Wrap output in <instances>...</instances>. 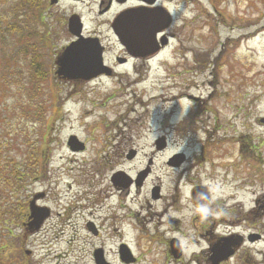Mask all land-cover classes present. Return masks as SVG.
I'll use <instances>...</instances> for the list:
<instances>
[{
	"label": "rangeland",
	"instance_id": "374dc122",
	"mask_svg": "<svg viewBox=\"0 0 264 264\" xmlns=\"http://www.w3.org/2000/svg\"><path fill=\"white\" fill-rule=\"evenodd\" d=\"M39 1L29 22L36 36L28 40L40 48L48 72L42 126L30 118L35 111L21 92L27 67L15 59L4 61L9 82L0 88L1 161L5 178L16 171L18 181L10 187L0 183V260L94 264L93 251L101 249L108 264H125L118 257L125 245L135 260L127 264H193L188 258L197 250L193 242L225 229L214 224L219 215L208 214L207 207L200 211L187 204L190 189L199 183L214 186L209 206L219 207V199L229 214L242 218L232 230L244 243L225 264L239 259L264 264V209H259L264 204V125L259 122L264 118V31L256 32L264 28V0H159L171 17L164 32L167 46L122 67L114 63L120 50L110 30L115 9L97 17L98 0H60L55 8ZM35 2L0 0L1 17L21 23ZM68 12L80 14L83 36H95L106 46L103 60L115 67L114 78L56 77L57 57L73 40ZM245 35L253 36L227 44ZM11 40L0 47H13ZM199 55L217 61L196 63ZM71 136L83 151L69 150ZM157 141L164 146L157 148ZM131 151L135 158L126 160ZM175 156L184 163L169 166ZM147 167L139 188L112 187L116 171L136 181ZM155 188L159 197L152 200ZM35 193L45 194L42 205L54 217L30 232L25 216ZM87 223L98 237L87 231ZM248 235L259 239L247 244ZM170 238L182 247L183 262L170 259Z\"/></svg>",
	"mask_w": 264,
	"mask_h": 264
},
{
	"label": "flooded vegetation",
	"instance_id": "af4514ba",
	"mask_svg": "<svg viewBox=\"0 0 264 264\" xmlns=\"http://www.w3.org/2000/svg\"><path fill=\"white\" fill-rule=\"evenodd\" d=\"M70 3H76L78 1H82V0H68ZM159 0H154V3L152 5H149L146 3V0H98L97 1V7H96V11L95 14L97 17H102V16H106L109 15L112 10L115 9L114 11V16L112 17V20L110 22V30L112 33V37L114 39L115 45L114 47H119V55H116L114 57V63L115 65H117L118 67H122L127 65L130 61H135V60H145L148 59V57H150L151 55L157 53H150L147 55H143V52H141V54L139 56H133L131 54H129L128 50L126 49V47L124 45H122L119 41V39L116 37L113 29H112V24L119 19L122 14L127 13V12H131V11H135V10H139L140 12H145V10L147 9H155V8H162L161 5L158 4ZM46 2V0H45ZM48 5L50 7H59L61 1L60 0H48ZM65 17H67V21L70 18H80V14L77 12H68V15H66ZM167 38V42H168V36L164 33H157V35L155 36V47H157V44L160 43L161 39L163 37ZM91 37H95V36H91ZM102 45V44H101ZM102 47H106L103 46ZM106 50L105 48H103V59L105 56ZM143 55V56H141ZM119 60H124V63H120ZM105 64V63H104ZM108 67V75L102 74L98 77H96L94 80L96 79H100V78H114L116 76V69L113 66H107ZM84 149V148H83ZM82 149V151H83ZM133 153V157L135 158L136 156V152L135 151H131L129 152V154L125 157V159H130L128 158V156H130V154ZM182 164L184 163L185 159L183 160L182 158ZM149 164H151V161H149ZM149 171L150 169L147 167L145 169V171ZM116 177V178H115ZM113 178L114 181H113ZM125 176L124 172L122 171H116L115 173H113V175L110 178V182L112 187L114 186V188L117 189V191L119 190H129L131 188H139L145 181L146 178H144L142 181L140 182H136V181H131L130 178H128ZM203 188V189H202ZM200 189V190H199ZM214 186H209L206 187L204 185L201 184H194L192 186V188L189 191V195H188V201L187 204L189 203L194 209L196 210H202L204 208H208L212 210L213 214H217L219 215V220H217L214 224L215 225H220L225 227V229L223 230L221 235L218 236H207L206 234H202L200 236V241L196 243L193 242V246L197 248L196 251L192 252L191 254L188 255L189 258V262L191 263H195V264H225L228 261L233 260L236 257V253H238L239 248L241 245H243V238L236 235L235 233H233V228H236L238 226H240L242 219L236 212H232L229 214L228 211L225 210V208L223 207L224 205V201H219V199L216 200L217 205L219 207H215V205L213 206H209L208 204H210L214 198ZM112 195V193H111ZM127 196V195H126ZM112 197V196H110ZM159 197V192L157 194L156 197H153L151 194V199L155 200ZM45 194L44 193H35L33 195H31L30 199L28 200V204H27V215L25 216V224H27V229L30 232H37L41 229V227H43L50 219H52L54 216L52 214V212L50 211V209L44 205H42V201L45 199ZM126 204L124 203V206ZM189 206V205H188ZM44 209L45 212V218L42 220V222L39 224L38 228H36L37 223L39 222V215L42 212L41 210ZM120 210H123L124 208L122 206H119ZM129 209V208H128ZM259 209H264V204L261 205L259 207ZM177 211V210H175ZM177 214L178 213L177 211ZM56 217H59V214H56ZM173 221H170V223H172ZM91 223H87L86 224V229L88 232L92 233L89 229H88V225ZM93 228V225H92ZM229 228H231V230H228ZM93 232L95 234H93L94 236L98 235V231L96 229L93 228ZM98 237V236H97ZM259 237L258 235H248L245 240L247 244H252L254 243L256 240H258ZM172 240H176L175 238H170L169 241L166 242V246H167V252L168 255L170 257V259L173 260L174 263H180L183 262L184 259V253H183V249L180 246L179 242L177 241V245L179 248V257L178 258H174L172 253H171V241ZM226 244L230 245V249L232 250V255L229 257H225V258H221V253L219 252L223 246H225ZM118 254H119V248H118ZM249 260V259H248ZM239 262H236V264H241L240 263V259L238 260ZM241 261L244 262V258L241 259Z\"/></svg>",
	"mask_w": 264,
	"mask_h": 264
},
{
	"label": "water",
	"instance_id": "95a60500",
	"mask_svg": "<svg viewBox=\"0 0 264 264\" xmlns=\"http://www.w3.org/2000/svg\"><path fill=\"white\" fill-rule=\"evenodd\" d=\"M146 3L152 5L154 0H146ZM171 24V17L162 8L147 9L145 12L139 10L131 11L122 14L112 24V29L119 39L120 43L126 47L129 54L133 56H139L141 52L143 55L156 52L160 47H164L167 43L166 38L163 37L157 47H155V36L157 33L166 30ZM82 23L79 18H70L67 24L68 33L74 37L68 46H66L56 60V76L67 80H82L89 81L96 78L99 75H108V68L103 65L102 50L99 40L92 37H84L82 35ZM141 55V56H143ZM120 63H124V60H119ZM259 122L264 125V118H261ZM164 143L158 141L156 143L157 148H162ZM68 147L71 151L82 150L83 145L79 143L75 137L71 136L68 140ZM133 153L128 156L132 158ZM180 158L178 163L174 160ZM182 162L181 156H175L168 161V165L177 166ZM148 171H144L137 177V182L142 181ZM116 178V177H115ZM113 178V181L114 179ZM203 189V188H202ZM200 190V189H199ZM158 194V188L153 189L152 196L156 197ZM39 215V224L45 218L44 209ZM88 229L93 233V228L89 224ZM230 245L226 244L219 251L221 258L229 257L232 255ZM171 253L174 258L179 257V248L176 240L171 241ZM119 259L123 263L133 262L134 259L130 256L125 246L121 245L119 248ZM94 264H108L103 257L101 250H95L93 252Z\"/></svg>",
	"mask_w": 264,
	"mask_h": 264
},
{
	"label": "trees",
	"instance_id": "16d2710c",
	"mask_svg": "<svg viewBox=\"0 0 264 264\" xmlns=\"http://www.w3.org/2000/svg\"><path fill=\"white\" fill-rule=\"evenodd\" d=\"M40 3L41 1L37 0L34 5H29L30 10L24 16V20L21 23H17L15 21H5L6 17L2 18V11H0V46L5 45L7 43L6 39L8 37L13 39L11 40L13 47H0V88L1 86H8L9 82H6V69L9 68V66H7L6 62L4 61L6 59H15L23 63L27 67V76L25 78L26 83L23 85V89L21 90V92H23L26 96V101L30 104L29 108L35 111V113L30 118L42 126V124L44 123V114L46 110L45 101L43 98V87L48 80V72L46 71V66L42 54L40 53V48L35 47L34 44H30L29 42H31V40H28L29 36L30 38L36 36V31L34 27L29 25V22H32V20H30L31 15L37 10L38 4L40 5ZM262 31H264V28L256 32L259 33ZM15 32H18V36L15 35ZM253 35H245L236 40H227V44L236 46L240 42V40H244ZM17 37H20L21 40H16ZM7 49H9L10 51L6 52ZM6 55L8 56V58ZM214 61L216 62L217 59H215ZM214 61H209V58L206 55H199L195 57V62L203 65L213 64ZM3 151V144H1L0 142V183L1 180H4L6 187H10L13 186L15 182L18 181V179L16 171H13L8 178H5L4 169L1 161ZM2 195L3 193L0 188V201L2 199ZM0 264L12 263H4L0 260Z\"/></svg>",
	"mask_w": 264,
	"mask_h": 264
},
{
	"label": "bare ground",
	"instance_id": "6f19581e",
	"mask_svg": "<svg viewBox=\"0 0 264 264\" xmlns=\"http://www.w3.org/2000/svg\"><path fill=\"white\" fill-rule=\"evenodd\" d=\"M126 195H128V192H126ZM113 198L115 197V195L112 193V195H111ZM145 205L147 206V208H151V204L149 203V202H145ZM124 208H129L127 205H125L124 206ZM183 210H187V208H184ZM178 211V213H181L182 212V209H180V210H177Z\"/></svg>",
	"mask_w": 264,
	"mask_h": 264
},
{
	"label": "clouds",
	"instance_id": "9594fccd",
	"mask_svg": "<svg viewBox=\"0 0 264 264\" xmlns=\"http://www.w3.org/2000/svg\"><path fill=\"white\" fill-rule=\"evenodd\" d=\"M211 212H212L211 209H208V210H207V213H208V214H211Z\"/></svg>",
	"mask_w": 264,
	"mask_h": 264
}]
</instances>
